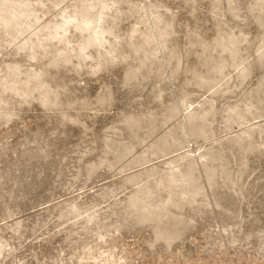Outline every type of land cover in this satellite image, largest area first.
<instances>
[{
  "label": "clouds",
  "instance_id": "9594fccd",
  "mask_svg": "<svg viewBox=\"0 0 264 264\" xmlns=\"http://www.w3.org/2000/svg\"><path fill=\"white\" fill-rule=\"evenodd\" d=\"M0 264H264V0H0Z\"/></svg>",
  "mask_w": 264,
  "mask_h": 264
}]
</instances>
